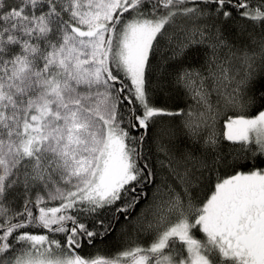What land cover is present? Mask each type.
Listing matches in <instances>:
<instances>
[{
    "label": "snow or ice",
    "instance_id": "snow-or-ice-1",
    "mask_svg": "<svg viewBox=\"0 0 264 264\" xmlns=\"http://www.w3.org/2000/svg\"><path fill=\"white\" fill-rule=\"evenodd\" d=\"M0 264H264V0H0Z\"/></svg>",
    "mask_w": 264,
    "mask_h": 264
},
{
    "label": "trees",
    "instance_id": "trees-1",
    "mask_svg": "<svg viewBox=\"0 0 264 264\" xmlns=\"http://www.w3.org/2000/svg\"><path fill=\"white\" fill-rule=\"evenodd\" d=\"M101 247H104L103 245Z\"/></svg>",
    "mask_w": 264,
    "mask_h": 264
}]
</instances>
